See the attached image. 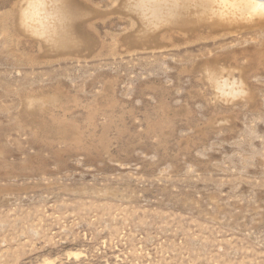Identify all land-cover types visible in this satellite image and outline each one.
I'll list each match as a JSON object with an SVG mask.
<instances>
[{
	"label": "rangeland",
	"instance_id": "374dc122",
	"mask_svg": "<svg viewBox=\"0 0 264 264\" xmlns=\"http://www.w3.org/2000/svg\"><path fill=\"white\" fill-rule=\"evenodd\" d=\"M28 1L0 0V264H264V27L59 0L42 37Z\"/></svg>",
	"mask_w": 264,
	"mask_h": 264
},
{
	"label": "bare ground",
	"instance_id": "6f19581e",
	"mask_svg": "<svg viewBox=\"0 0 264 264\" xmlns=\"http://www.w3.org/2000/svg\"><path fill=\"white\" fill-rule=\"evenodd\" d=\"M133 1L134 2L130 4L133 11L134 9L140 11L143 14L141 15L145 18H147L146 16L151 17L149 21L147 19L148 27L154 26V29H162L163 32H168L170 31L169 28L172 29L175 26L184 27L186 20H184L183 16L186 13L192 15L193 18L195 15L198 16L197 20L195 19L194 22L200 26H202V24L205 25L211 35L214 36L216 33L227 35L238 32L240 24H245L246 21H249L250 24L256 23V26L264 27V7L261 6L260 0ZM58 2L59 0H29L21 14L23 24L31 29H35L33 32H36L42 37L55 33V26L60 20L59 15L62 14V12L59 14L61 9L58 11ZM179 31L181 32L182 30L180 29ZM207 72L209 80L214 83L224 95L237 97L247 92V89L250 87L240 67H222L219 72L213 69Z\"/></svg>",
	"mask_w": 264,
	"mask_h": 264
},
{
	"label": "snow or ice",
	"instance_id": "6c2138e0",
	"mask_svg": "<svg viewBox=\"0 0 264 264\" xmlns=\"http://www.w3.org/2000/svg\"><path fill=\"white\" fill-rule=\"evenodd\" d=\"M261 6L264 7V0H260Z\"/></svg>",
	"mask_w": 264,
	"mask_h": 264
}]
</instances>
